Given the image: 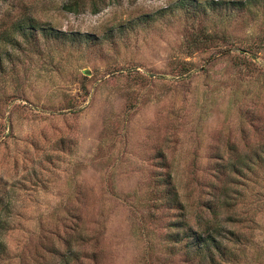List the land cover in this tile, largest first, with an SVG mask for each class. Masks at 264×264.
<instances>
[{
    "label": "rangeland",
    "instance_id": "374dc122",
    "mask_svg": "<svg viewBox=\"0 0 264 264\" xmlns=\"http://www.w3.org/2000/svg\"><path fill=\"white\" fill-rule=\"evenodd\" d=\"M0 264H264V0H0Z\"/></svg>",
    "mask_w": 264,
    "mask_h": 264
},
{
    "label": "trees",
    "instance_id": "16d2710c",
    "mask_svg": "<svg viewBox=\"0 0 264 264\" xmlns=\"http://www.w3.org/2000/svg\"><path fill=\"white\" fill-rule=\"evenodd\" d=\"M65 9H67L70 12L76 11V7L69 6V5L65 6ZM169 194L171 196V197L169 196L170 198H173L176 195V193H172V192ZM171 200H172L171 202L173 203L175 202L177 204L176 210H178L180 207V204L178 203V201L176 199H171ZM188 236L189 235L186 234L185 237L188 238ZM196 239H197V244L195 245L196 247L195 246L194 247L199 248L200 252L202 250L208 251L210 243H213L215 250L219 249L218 244L215 242V239L212 236L202 237L201 235H199V236H196Z\"/></svg>",
    "mask_w": 264,
    "mask_h": 264
}]
</instances>
